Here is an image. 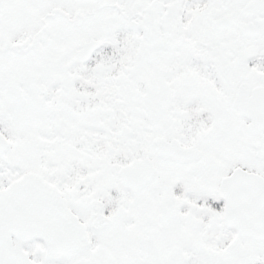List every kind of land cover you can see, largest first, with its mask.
<instances>
[{
  "label": "snow or ice",
  "instance_id": "obj_1",
  "mask_svg": "<svg viewBox=\"0 0 264 264\" xmlns=\"http://www.w3.org/2000/svg\"><path fill=\"white\" fill-rule=\"evenodd\" d=\"M0 264H264V0H0Z\"/></svg>",
  "mask_w": 264,
  "mask_h": 264
}]
</instances>
